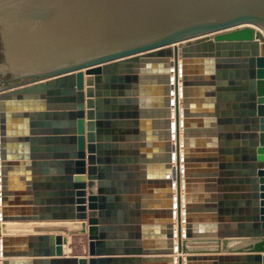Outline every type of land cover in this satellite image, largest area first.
<instances>
[{
    "label": "water",
    "instance_id": "1",
    "mask_svg": "<svg viewBox=\"0 0 264 264\" xmlns=\"http://www.w3.org/2000/svg\"><path fill=\"white\" fill-rule=\"evenodd\" d=\"M159 260L264 264V0H0V264Z\"/></svg>",
    "mask_w": 264,
    "mask_h": 264
},
{
    "label": "crops",
    "instance_id": "2",
    "mask_svg": "<svg viewBox=\"0 0 264 264\" xmlns=\"http://www.w3.org/2000/svg\"><path fill=\"white\" fill-rule=\"evenodd\" d=\"M50 148H53L54 147H64L66 148L67 150L66 151H63L64 153H68L69 151V148H70V143L69 142H66V143H54L52 145H49ZM62 153V151H60ZM53 153V151L51 152ZM56 153V152H54ZM133 172V171H132ZM135 175V173L133 174V176ZM140 183V177L135 179L134 177L130 179L129 181V200L126 202V204L129 205V216H128V223H126L125 225H120L122 226L121 229L118 230V233L122 234V235H129V234H135L136 232V227H137V221L139 219H141L142 217V214L140 213V203H142L143 199L142 197L138 196L137 194V189L138 188V184ZM140 185V184H139ZM142 186V185H141ZM140 186V187H141ZM175 194V192H174ZM184 194L183 190H182V195ZM138 197V198H137ZM156 197L158 198V200H164L165 198H161V196L159 197L158 195H156ZM138 199V200H136ZM151 200V197L148 196V198L146 199V201H150ZM175 221V220H174ZM60 223V224H58ZM67 223H72V222H49L47 224H49L48 226L47 225H37V226H34L35 228H41V229H49L47 227H50V229H68L69 224ZM85 223V222H83ZM66 224V225H65ZM175 224V222H174ZM25 225H29V224H25ZM118 226V225H116ZM26 227H32V226H26ZM24 227V228H26ZM162 227V226H161ZM85 230L87 231V227L85 228ZM22 231V230H21ZM25 232H33L32 230L31 231H28V230H25L24 232H21V234H16V235H26ZM58 234V233H56ZM13 235V234H11ZM79 236L80 237V244H81V253L80 254H71L70 252H68V249H72V239L74 237H77ZM64 239H66L67 241L65 242V244L63 245V253L65 256H75V257H85L87 256V244H88V240H87V234L84 233V234H75V235H63ZM158 243V245L156 244ZM166 243H167V239H160V241L158 242H155V246H152V248L154 249H163V248H166ZM204 245V244H203ZM176 255V253L174 254ZM118 258V257H116ZM147 264V263H146ZM148 264H166L165 262H163L162 260H159V261H155V262H150Z\"/></svg>",
    "mask_w": 264,
    "mask_h": 264
},
{
    "label": "rangeland",
    "instance_id": "3",
    "mask_svg": "<svg viewBox=\"0 0 264 264\" xmlns=\"http://www.w3.org/2000/svg\"><path fill=\"white\" fill-rule=\"evenodd\" d=\"M11 227V226H10ZM38 228V227H37ZM9 230L10 231H18V230H22V231H25V230H28V231H36L37 229L36 228H34V226H32V227H26V228H24V227H18V228H13V227H11V228H9ZM72 241H73V243H72V249H68V252H70L71 254H80L82 251H81V244H80V237L79 236H77V237H74L73 239H72Z\"/></svg>",
    "mask_w": 264,
    "mask_h": 264
},
{
    "label": "bare ground",
    "instance_id": "4",
    "mask_svg": "<svg viewBox=\"0 0 264 264\" xmlns=\"http://www.w3.org/2000/svg\"><path fill=\"white\" fill-rule=\"evenodd\" d=\"M187 246L191 248V247H205L207 245H195V244L190 245V244H188Z\"/></svg>",
    "mask_w": 264,
    "mask_h": 264
}]
</instances>
